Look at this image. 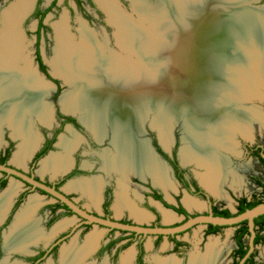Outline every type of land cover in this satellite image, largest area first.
Returning a JSON list of instances; mask_svg holds the SVG:
<instances>
[{"label":"bare ground","instance_id":"bare-ground-1","mask_svg":"<svg viewBox=\"0 0 264 264\" xmlns=\"http://www.w3.org/2000/svg\"><path fill=\"white\" fill-rule=\"evenodd\" d=\"M98 1L117 26V40L126 55L100 41L83 21L79 27L80 39L77 40L63 17L56 24L58 46L52 66L56 74L75 87L62 93L63 110L72 113L87 111V115L81 118L90 128L97 129L99 135L105 131L103 121L108 118L117 133L121 152L119 161L147 163L146 173L164 188L169 186L165 169L156 165L158 162L155 160L153 163L149 160L148 141L137 142L133 134L134 131H144L143 123L149 117H146L148 112L154 110L157 113L160 108L161 111L155 115L154 126L151 125L158 130L162 143L171 147L173 140L169 135V121L185 111L194 123L191 138L195 142L183 150L182 160L184 163L195 160L197 165L208 166L207 172L201 174V181L211 192L221 195L222 170L227 163L218 152V147L233 149L234 143L229 139L231 131L239 129L247 133L246 125L252 113L245 114L239 109L245 97L237 98L241 85L234 80L237 74L228 75L222 68L227 53L224 41L216 46V42L212 46V41L217 37L216 30L224 26L221 14L225 20L228 15L236 16L235 12L229 14L234 10L232 6H242L245 0H143L144 6H138L140 11L145 12L141 16L144 21H141H155L157 32L148 26L147 29L139 28L144 24L135 25L116 0ZM33 2L15 0L0 14V127L6 119L15 134L25 136L26 142L16 159L19 163L36 142L32 127L28 125L30 127L25 128L23 116L36 114L45 123L51 120L49 106L44 107L37 100L49 92V85L53 84H49L33 66L21 27ZM248 19L244 21L245 27L252 28L256 24L257 38L259 34L264 37V16L260 25ZM242 67L240 64L235 67L227 65L229 72ZM232 83L237 90H233ZM150 114L154 115V112ZM70 148L66 145L68 151ZM45 161V169L54 168L57 171L68 166L65 158L50 157ZM160 162L165 166L163 161ZM15 182L0 197V219L17 189ZM96 188V184L91 186L93 192ZM37 199L30 198L7 236L9 248L27 249L29 243L38 238L34 222L27 221L28 215L38 205ZM185 202L188 206L198 205L191 200ZM120 204L123 207L125 200H121ZM133 212L138 219L144 218L142 212ZM165 216L172 219L174 213L169 211ZM96 239L97 235L93 233L86 245L78 246L73 242L65 247L63 264H79L84 252L95 244ZM221 256L222 252L215 249V244H209L204 255L192 256L191 264H213ZM129 257H125L123 264H129ZM159 264L177 263L169 260Z\"/></svg>","mask_w":264,"mask_h":264},{"label":"flooded vegetation","instance_id":"flooded-vegetation-1","mask_svg":"<svg viewBox=\"0 0 264 264\" xmlns=\"http://www.w3.org/2000/svg\"><path fill=\"white\" fill-rule=\"evenodd\" d=\"M89 2L97 10H99V12H102V10L97 7L95 0H89ZM39 5L40 4H36L34 13L44 12L39 9ZM37 17L39 19L36 42L38 48L36 50L35 58L37 62V70L38 74L42 75L45 79H51L52 76L48 71V67L38 45L39 41L41 40L42 28L40 29L41 15L39 14ZM53 81L57 86V95L61 92V85L59 84L58 80L54 78ZM44 97L45 96L43 94L41 100H37L38 104H44ZM45 106L46 104H44V107ZM250 112L252 113L254 111L251 110ZM245 114H247V112H245ZM35 116L33 117L34 119L31 118L32 120L29 122V125L32 127L33 134L36 137V142L33 145L30 153L24 158L23 161H21L20 165L18 164L19 162H17L16 159L22 150V145L26 142V138L25 136L15 134L14 130L8 125V123L5 122L3 124L2 128L0 129V143L3 140L2 137L4 127L7 126L8 130L12 132V134H10V138L5 142L6 147L3 149V151H0V164L16 168L27 174L28 176H31L34 179L60 191L89 214L126 224H138L151 227L175 226L181 224L192 216L209 213L215 214L217 211L223 209H229L232 214H236L238 212L240 198L247 197V199H257V197L250 198L247 195L237 196L236 211H232L229 207L223 206L222 203L217 202V200L221 199L222 197L215 195L204 184H202L197 174H195L196 171L189 166L190 164L188 162L184 164L183 160L179 157V140L174 138L169 151L166 150L165 147H163L158 130L152 129L147 124L148 119L143 123L144 131H135L134 137L140 142L146 143L148 141L149 148H147V145L146 148L149 155L151 156V159L149 160L152 161V163L153 160H155L154 162H158L155 164L160 165L161 167L163 166L161 165L160 161L164 162L163 165H165L167 169H165L164 167L163 168L165 169V174L167 175V179L169 180L168 187H172L174 183L175 190L172 189L168 192V189L165 190L167 187H165L164 189L162 186L155 183L152 175L146 173L145 171V166L147 163H130L129 160H123L122 162L119 161L121 152L118 149V137L117 133H115L114 128L112 129L111 125L108 124L106 134L101 139H99L96 137V133L94 134V132H92L93 130H91L90 127L85 122H83L82 119H79V117H76V115H73L72 113L59 110L58 119L60 120V125L57 127L53 126L55 116H53V119L49 124L43 122L37 115ZM250 119L248 120V123H250V130H247V133H242V131L236 129L235 138L237 137V135H240L241 139L240 141H234V150L229 149V154L224 153L225 163H228V168L225 167L226 172L228 169L236 166L235 163L239 161L245 163H260L264 168V139H260L254 135L252 137V134H250L253 129L252 123H254L256 119H259L254 116L252 118L250 117ZM246 127H248V124L246 125ZM63 128L71 131L75 129H86L89 132V134H87L88 138L85 137V135H81L76 139L77 142L72 143L71 140L67 139L61 134ZM135 130H137V128H135ZM18 139L23 140V143H21L20 147L19 145H16L15 142ZM66 145L71 146V149H69V151L66 149ZM15 147L19 148L14 160L16 165L10 164V158ZM57 147L62 148L64 150V154H55L54 150ZM97 149H100L98 151L100 153H97ZM47 156L65 158L67 159L68 166L57 171L54 168L45 169L43 167V164L46 162L45 160L50 157H48L44 161L42 159ZM91 157L94 159L91 160ZM26 160L27 162L29 161V163L25 164ZM190 163H194L197 167H201L198 166L196 162ZM38 164H42V168L40 171H51L53 173V176L51 177L49 175L47 177H42L38 175L36 171ZM24 165H27L28 170L24 169V167H20ZM234 171L238 173L235 168ZM96 174L100 176L95 177L94 175ZM247 177H249L250 179L252 178V180H254V182L262 188L263 192L264 186L262 185H264V181H261L254 175L246 176V178ZM12 180L18 181L20 183V188L17 190L14 197L9 202V205L5 210V214L0 219V257L2 256V246L3 241L5 240L6 249H8L10 252H12V254L21 259V261L17 260V262L13 264H43L46 261H48L46 264H63L64 248L69 246L73 242H75L78 246L86 245L88 243L89 237L93 233L97 235V241L84 252V255H82L79 264H99L100 261H102V258H104V260L101 262V264H123L124 259L127 255H130L129 264H159V261L168 262L169 260H173L177 264H191L190 261L193 255H204L208 251L209 244H206L204 246L201 245V249L200 246H197L196 248H194V250L192 249L189 252L188 256H186L184 259L180 258V256L178 255L190 247L189 242L178 238V236L185 234L192 230L194 227L200 225L194 226L186 232H181L173 235H144L127 230L111 228L98 223H90L86 218L78 215L71 208H69L68 205H66L64 202L54 197L50 193L46 192L45 190L34 187L32 184L22 180L21 178L11 176L2 171H0V191L7 185L9 187ZM93 184H96L97 187L95 192L91 190V186ZM128 184H138V186L141 188V192H139L138 196L133 194L135 199H137V202L135 203H132L128 197V194H130L131 190V186H129V190L127 189ZM65 185H67V187L63 189V186ZM225 185L223 183V190ZM36 191L39 192L42 196H46L47 198H51L52 200L43 202L45 200L44 197L39 198V194L35 193ZM78 192L81 193L83 198H89V200H91L97 208L94 206L93 209H90L83 206L81 202L77 201L74 198L73 194ZM31 197L38 198L39 203L28 215L27 221L34 222L39 236L36 240L29 243L27 249H11L7 246V236L14 228L13 226H15L21 212L27 206ZM121 200H125V204L123 207H120ZM185 200H191L193 203L200 206L205 205L206 210L193 212L191 211V209L196 207L193 206L192 208H189L190 206L186 204ZM124 210H131L134 216L135 213L133 211L135 210L144 212L146 213L147 217L151 215L154 218V222L150 224H143V222L132 220L129 217L119 218L114 216L115 211L121 212ZM169 211L174 213V219L179 217H182V219L173 225H166L161 223L162 215H164V213H168ZM65 216H69L70 218H67L62 222H58ZM259 217H261V215ZM165 220L167 221V219ZM205 226L206 229L204 231V239L210 235L219 233L224 227H229L219 226L216 228L215 232H211L212 227L210 226V224H206ZM233 226L236 227L234 233L236 247L233 251L232 264H235L236 261H239L240 264L241 259L249 251L250 235L245 234L242 238L245 245L244 249H247V252L242 258H240L239 254L237 253L240 245L238 244V241L236 239V233H238L240 229L246 226L249 229V224H236ZM92 228H95L96 230H93L87 235L88 231ZM99 228H104L105 230L99 232ZM118 231L121 232L122 235L117 236L116 232ZM255 232L256 235L254 238V244L257 236H262L263 240L261 243L255 244L254 251L246 259L244 264H264L263 261L258 259L256 250L259 244L264 243V228H260L259 226L255 225ZM147 236L157 237L154 243L155 246L161 243L164 236H168L171 239L170 241L173 244L172 250L174 251V253H176V256H157L153 262L147 260V249L145 247V240ZM133 243H136V252H134L132 248V250L126 252L123 255V251ZM202 247H204V251L202 250ZM5 261L8 264H11L9 256L5 257L4 259H0V263Z\"/></svg>","mask_w":264,"mask_h":264},{"label":"rangeland","instance_id":"rangeland-1","mask_svg":"<svg viewBox=\"0 0 264 264\" xmlns=\"http://www.w3.org/2000/svg\"><path fill=\"white\" fill-rule=\"evenodd\" d=\"M54 1H55V5L52 6L51 9L43 17L44 27L41 29V40L39 41L38 45H39V48L41 49L45 63L48 67V71L50 73H52L53 75L55 74L54 76H52L51 74L50 75L54 79L58 80L59 84L61 85V92L56 95L57 86L54 84L55 82L53 81V78L51 77V79H49V78L45 79L41 75L46 81L48 80L47 82L49 84L50 83L53 84V85H49V92H46V95H44L45 97H44L43 102H44V104H46V106H49V108L51 109V115H50L51 120L49 123H51L53 116H55V120L53 121V126L57 127L60 125V120L58 119V112H59V110L64 111L62 108L60 96L62 95V93L64 91L73 90V88H75V87L68 80H66L63 76L56 74V72L54 71L53 66H52V61L56 55V48L58 46L56 24L59 23V21H61L63 19V17H65L67 19V24H68L69 29L71 31L70 33L72 34V36L74 35L77 40H79L80 39L79 27H80L81 21H83L84 23H86V25L88 27H90V29L93 30V32H95L96 37L98 39H100V41L105 42L109 46V48H111V49L115 50L116 52L121 53L123 55H126V54H125V52H122V49L120 48L119 43H118L119 41L117 40V32H118L117 26L115 25V23H113L109 14L107 12L103 11L99 7L97 2H96L97 7L100 10H102V12H99V10H97L94 6H92L90 4L89 0H41V3L39 5V9L41 11H45L46 9H48L53 4ZM14 2H15V0H0V14L7 7L11 6ZM116 2L120 5V7H122L124 14H126V16H128L130 18V20L133 19L132 22L134 24L137 23L138 25H141V24L145 25V26L141 25V27H139V28L143 29V28H146V26H148L151 29H154V31L152 30L153 32H155V31L157 32V29H156L157 26H156L155 21L150 20V21H148L150 23H148V22L142 23V21H144V19H142L141 16L145 12L140 11L138 6L139 5L144 6L143 0H137V1L133 0V6H132L131 0H117ZM36 4H37V0H34L31 10L29 11V13H27V15L25 16V18L23 19V21L21 23V27H22L23 32L25 34V40H26V44L28 47L27 53L30 56V58L32 59L33 66L37 69V62H36L35 58H36V50L38 48L36 42H37V30H38V25H39V19L36 15L33 14L35 9H36ZM249 6L253 7V8L257 7V6L262 8V7H264V0H261L259 2L253 1L249 4ZM0 25H1V23H0ZM146 29H144V30H146ZM242 36H244V35H240V34L238 35L237 34V35L232 36V38L230 40L225 41L226 42L225 51L227 52V53L226 52L225 53H226V55H228V54L229 55L227 56L226 60L223 62L224 66L222 68L226 73H228V75H229V73H231L232 75L234 73L237 74L235 76L234 80H236L239 83L241 82L240 93L237 96V98H240L242 96L245 97L242 104H240L241 107L239 109L244 110V112H247V114L251 113L250 112L251 110H253L255 112V113L252 112L251 116H249V119H250V117L252 118L254 116V117L258 118L259 120L256 119V121H254V123H252L253 129H252L250 134H252V137L254 135L260 139H264V42H262V41L257 42L255 39H253V37H247L246 39L242 38V39H244V40H242V39H240V37H242ZM238 64L243 65V67L241 69L233 70V72L228 71L227 65H229V66L232 65V67H235ZM232 86L234 88L233 90H237L236 85H234L232 83ZM230 94L234 95L233 92H230ZM161 109H163V108H161ZM160 111L161 110L159 108L157 113ZM64 112H66V111H64ZM153 112H154V115L153 114L151 115L150 113H153ZM69 113H72V112H69ZM86 113H87V111H82V113L76 112V113H72V114L76 115V117H79V119H82L81 116L87 115ZM157 113H155L154 110L148 112L146 117H148V115H149L148 120H147V124L149 126H151V124L154 126V124H155L154 118H155V115ZM32 115L35 116L36 114H32ZM30 116L31 115H28L26 118L23 116L24 120L26 121V122H24L25 128L30 127V126H28L29 122L32 119H34L33 118L34 116H31V117ZM171 118H172V121H171V119L169 121V125L171 124V129L169 130V135H170L171 140H174V138L179 140V144H178V146H179L178 152L180 154L179 157L181 159H183V150L186 148H189L194 143V140H193L194 138H191V136L193 134V128L191 129L193 122L189 119V116H188V114L185 113V111H183L180 116L175 115V118H173V117H171ZM176 118H178V119H176ZM5 122L8 123V120L4 119L2 121L0 129L2 128V126ZM83 122H84V120H83ZM142 122H143V120L140 123V127L142 125ZM49 123H46V124H49ZM250 123H251V119H250ZM250 123H248L247 130H250ZM108 124L111 125L112 129L114 128V125L112 123H110V120L108 118L105 119L103 121V128H105L104 129L105 131H103L102 135H99V133L96 131L97 129H92V128H90V129L93 130L92 132H94V134L95 133L97 134V136H96L97 138L101 139L106 134V130H107L106 126H108ZM193 126H194V123H193ZM10 127L13 129L12 126H10ZM4 130H3V137H2L3 140L0 143V151H3V149L6 147L5 142L10 138L9 137L10 134H12V132H10L8 130L7 126L4 127ZM231 132H232L231 133L232 135L230 134L229 139L232 141V143H234V145H233V149L231 148L230 150H234V146H235L234 141L235 140L240 141L241 138H240V135H237V137L235 138L236 132L233 130ZM61 134L64 137H66L67 139L71 140L72 143H74V142H77L76 139L78 138V136H81V135L84 136L85 135V137L88 138L87 134H89V132L86 129H83V130L75 129V130L71 131V130H66L63 128V131ZM113 134H114V132H113ZM172 134H173V136H172ZM228 134L229 133H227V135ZM134 135L135 134H133V138H134V140H136ZM185 138H186V141H185ZM136 141H138V140H136ZM15 142H16V145H19V147H20L21 143H23V140L18 139ZM218 149H219L218 152L220 154H222L223 156H224V153L229 154L228 149H226V148L219 146ZM18 150H19V148H16V147L13 150V154L10 158V164L16 165L14 160H15V155L18 152ZM99 150L100 149L96 150L97 153H100V152H98ZM225 151H227V152H225ZM54 153L55 154H61V153L64 154V150L60 147H57L54 150ZM50 156H47L42 160L44 161L45 159H47ZM226 156H228V155H226ZM90 159L93 160L94 158L91 157ZM190 162H196V164H197V161L192 160V161H188V163L190 164L189 166L196 171L195 174H197V176L199 177V179L201 181V174H204L207 172L208 166L197 167L194 163H190ZM26 163H29V161L27 162V160H26L25 164ZM198 164H200V163H198ZM227 165H228V163L225 164L224 168L227 167ZM235 165L236 166H234L233 168L228 169L227 172L225 170L226 168L224 170H222V175H223L224 179L221 183V195H218L222 198L217 200V202L222 203L223 206L229 207L232 211H236V205H237L236 197L237 196L247 195L250 198H253V197L258 198V197L262 196V188L258 184H256L254 182V180H252V178L251 179L249 177L246 178V176L254 175L258 179H260L261 181H264V168L260 163H245V162L239 161V162L235 163ZM20 167H22V168L24 167V169L28 170L27 165L20 166ZM163 167L165 169H167L166 166H163ZM41 168H42V164H38L37 168H36L38 175H40L42 177H47L49 175L51 177L53 176V173L51 171L50 172H42V171H40ZM234 168L236 169V171L238 173H236L234 171ZM94 176L98 177L100 175L96 174ZM14 181H16V180H14ZM74 181H77V180H74ZM234 181H239L238 182L239 184L237 182H234ZM171 183H172V181H171ZM223 183H224V185L226 184L224 187V190H223ZM129 186H131V190H130V194H128L129 195L128 197L132 203L133 202L135 203V202H137V199H135L133 194L138 196L139 192H141V188L138 186V184H136V185L135 184H130V185L128 184V187H127L128 190H129ZM7 187H8V185L4 189H6ZM66 187H67V185L63 186V189H65ZM4 189H2L0 191V193ZM172 189L175 190L174 183H173L172 187H167L165 190H167L169 192ZM35 193L39 194V196H38L39 198L44 197L45 200L43 202L52 200L51 198H47L46 196H42L37 191ZM73 196L77 201L81 202V204L83 206L88 207L90 209L94 208L95 204L91 200H89V198H86V197L83 198L81 193H79V192L74 193ZM142 200H143V196H142ZM38 203H39V200H38ZM193 206L196 207V208L191 209V211H193V212L206 210L205 205L204 206L203 205L202 206L191 205L189 208H192ZM127 211H125V210L121 211V212L115 211L114 216L119 217V218L120 217H129L132 220L143 222V224H146V223L150 224V223L154 222L153 221L154 218L150 214H149L150 216L146 217L145 219L143 218V220H139L132 214L131 210L128 212ZM127 213H129L130 215ZM67 218H70V217L65 216V217L61 218L58 222H62L64 220H66ZM174 218H172V219L166 218L167 219V221H166L164 218V215H162L161 223L166 224V225H173L182 219V217H179L176 219H174ZM205 229H206L205 225H200V226L194 227L189 232L178 236V238L186 240L187 242L190 243V247L187 250H184L181 254H178L180 256V258L184 259L186 256H188L189 252L192 249L194 250V248H196L197 246H200V249H201V245L204 246L206 244L207 245L208 244H215V249L221 251L222 256L218 262H216V263L214 262L213 264H232L233 251L236 247V243H235V239H234V233H235L236 227L235 226L224 227L223 229H221V231L219 233H217L215 235H210L204 239ZM5 230H4V232H5ZM93 230H96V229L95 228L90 229L88 231L87 235L90 232H92ZM104 230H105L104 228H99L98 231L102 232ZM116 235L119 236V235H122V233L118 231V232H116ZM263 235H264V232H263ZM156 239H157L156 236H147L146 237L145 247L147 249V260L153 262L157 256H162V257H169V256H173V255L176 256V253H174V251L172 250L173 244L171 243V241H170L171 239L168 236H164L162 238L161 243L157 246H155V244H154ZM202 241H203V244H202ZM219 247H221V248H219ZM132 248H133L134 252H136V243L131 244L128 248H126L123 251L122 254L124 255L126 252L132 250ZM2 250H3L2 256L0 257V259L1 258L4 259L5 257L9 256L11 264L17 262V260L21 261L20 258L16 257V255L12 254V252H10L8 249H6L5 240L3 241ZM202 250L204 251V247H202ZM256 250H257L258 259H260L261 261L264 262V243L259 244L257 246ZM103 260H104V258H102V261ZM102 261H100L99 264H101ZM47 262L48 261L44 262L43 264H46ZM159 262H165V261H159ZM132 264H134V263H132Z\"/></svg>","mask_w":264,"mask_h":264},{"label":"water","instance_id":"water-1","mask_svg":"<svg viewBox=\"0 0 264 264\" xmlns=\"http://www.w3.org/2000/svg\"><path fill=\"white\" fill-rule=\"evenodd\" d=\"M99 7L106 12V10L101 6L98 0H95ZM117 1V0H116ZM132 1V6H133V0ZM259 2L261 0H245V2L242 4V6L239 4L232 6L234 8L233 11H230L229 14L232 12L236 13V16H230L228 15V19L223 18V14H221L222 19L224 20V26L222 29L220 27L216 30L217 37L214 38L212 41V46L213 43L215 46L217 45L218 42L224 41V45L226 44L225 41H228L232 38L234 35H244L240 37L242 38H247V37H253L257 42H264V37H261L259 34V38H257V31L258 29H255L256 24H254L251 27H245L244 21H249L248 18L256 21L258 25L261 24V17L264 16V7H250L249 4L251 2ZM257 19V20H256ZM255 27V28H254ZM264 27V26H262ZM264 29V28H263ZM247 30H252V33L247 32ZM254 30V31H253ZM256 31V32H255ZM219 33V34H218ZM215 36V35H214ZM244 40V39H242ZM229 55V54H228ZM225 58H227V56ZM50 73V72H49ZM52 76H54L52 73H50ZM48 81V80H47ZM61 97V96H60ZM152 123V122H151ZM107 127V126H106ZM152 129H155V127L150 126ZM108 128V127H107ZM142 132V131H141ZM195 142V141H194ZM164 144V143H162ZM165 145V144H164ZM166 150L169 151L170 146H164ZM200 166V165H198ZM0 171L6 172L7 174L11 176H16L18 178H21L22 180L32 184L34 187H38L40 189L45 190L46 192L50 193L54 197L58 198L62 202H64L66 205L69 206L74 212H76L78 215L86 218L88 222L90 223H98L101 225H105L111 228H117L121 230H127L131 232H135L138 234H144V235H173L181 232H186L190 228L197 226V225H206V224H213V225H218V226H233L236 224H239L245 220L248 221L249 224V229H250V239H249V251L246 253V255L241 259L240 264H244L246 259L250 256V254L254 251L255 244H254V238L256 235L255 232V218L259 217L260 215L264 214V202L257 204L251 209L246 210L243 213L237 214V215H232L230 217H224V216H217L214 215L213 213L209 214H198L195 216L190 217L186 221L182 222L181 224L175 225V226H143V225H138V224H126V223H121L117 221H113L110 219H105L99 216H95L92 214L87 213L83 209H81L75 202H73L71 199H69L67 196H65L63 193L60 191L34 179L31 176H28L27 174L23 173L22 171L13 168L11 166L3 165L0 164Z\"/></svg>","mask_w":264,"mask_h":264},{"label":"trees","instance_id":"trees-1","mask_svg":"<svg viewBox=\"0 0 264 264\" xmlns=\"http://www.w3.org/2000/svg\"><path fill=\"white\" fill-rule=\"evenodd\" d=\"M40 3H41V0H38L37 5L40 4ZM54 5H55V1L44 12H42V13H40V12L33 13L36 16H38L39 14L41 15V19H40V29L44 27L43 22H42L43 21L42 20L43 17L51 9V7L54 6ZM59 91H60V88H59ZM262 186H264V185H262ZM262 202H264V189H263V192H262V197H259L257 199L256 198L255 199H247V197L240 198L239 205H238V212L236 214L243 213L246 210L251 209L254 206H256L257 204L262 203ZM236 214H232L229 209H223V210L217 211L214 215L224 216V217H230V216L236 215ZM247 223H248V221L245 220V221L239 223L238 225H245ZM255 225L256 226H259L260 228H264V215H261V217H259V218L258 217L255 218ZM210 226L212 227V231L211 232H215L216 231V228L219 227L218 225H213V224H210ZM245 234L250 235V232H249V229H248L247 226L244 227V228H242V229H240L239 232L236 233V239L238 241V244L240 245V248H239V250H237V253L239 254V257L240 258H242L245 255V253L247 252V249H244V246L245 245H244V241L242 240V238H243V236ZM262 240H263V237L262 236H257L256 239H255V244L261 243ZM235 264H239V261H236Z\"/></svg>","mask_w":264,"mask_h":264},{"label":"crops","instance_id":"crops-1","mask_svg":"<svg viewBox=\"0 0 264 264\" xmlns=\"http://www.w3.org/2000/svg\"><path fill=\"white\" fill-rule=\"evenodd\" d=\"M19 165L21 164V163H18ZM13 182H15L14 180H12L11 182H10V185L13 183ZM16 184H17V189L15 190V192L12 194V197H11V199H10V201L12 200V198L14 197V195H15V193L17 192V190L20 188L19 186V182L18 181H16L15 182ZM10 187V186H9ZM8 187V188H9ZM8 188H6L1 194H0V197L2 196V195H4L6 192H7V190H8ZM140 212V211H139ZM142 214L144 215V219L147 217V215H146V213H144V212H142ZM164 216H165V213H164ZM135 217H136V215H135ZM137 218V217H136ZM138 219V218H137ZM165 219H166V216H165ZM139 220H143V219H139Z\"/></svg>","mask_w":264,"mask_h":264}]
</instances>
